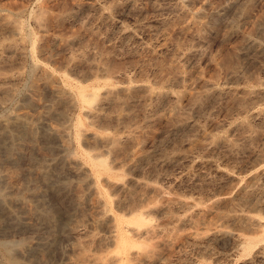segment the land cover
<instances>
[{
	"label": "rangeland",
	"instance_id": "rangeland-1",
	"mask_svg": "<svg viewBox=\"0 0 264 264\" xmlns=\"http://www.w3.org/2000/svg\"><path fill=\"white\" fill-rule=\"evenodd\" d=\"M6 15L26 42L24 55L1 53L0 76L21 74L8 94L0 82V121L41 116L35 140L0 131V243L17 261L117 264L84 162L97 156L110 169L97 183L111 214L150 227L123 230L148 256L132 250L119 264H264V0H0V24ZM32 60L58 76L55 88L98 91L95 115L63 105ZM188 86L202 97L160 120ZM76 123L87 131L78 141ZM92 131L132 134L141 153L124 161L129 143L109 151Z\"/></svg>",
	"mask_w": 264,
	"mask_h": 264
},
{
	"label": "bare ground",
	"instance_id": "bare-ground-1",
	"mask_svg": "<svg viewBox=\"0 0 264 264\" xmlns=\"http://www.w3.org/2000/svg\"><path fill=\"white\" fill-rule=\"evenodd\" d=\"M2 23L0 24V30L2 29V27H6L8 28V30H10L9 32L12 33L13 38L9 39V40H3L0 42V57H1V53L10 49L16 53H21L23 54V49L25 47V42L23 41L24 39L21 37V26L18 25L17 23H15L14 21H12L7 15L3 16L1 18ZM25 54V53H24ZM23 54V55H24ZM27 55H29L30 57H32V50H29V52L27 53ZM1 61V58H0ZM33 61V65L34 67L47 72V76L46 79L44 81L45 86L49 87L50 90L54 93V94H60V96H58L59 100L61 101V103H63V105L68 104V105H78L80 104L83 107L86 108L87 112L89 115L93 116L95 115V111H96V106L98 104L99 101V92L96 90H86L83 88L78 89L77 91H72L70 89H67L65 87L63 88H55L54 87V82L58 79V76L55 73H52L50 71H48V69H46V67H44L43 65L34 62ZM35 68V69H36ZM21 74V73H20ZM20 74L16 73L13 75H6V76H0V82L4 85L3 87V91L7 92V94L10 92V90L12 91V88H10V84L16 80H18L20 78ZM190 81L193 80V77L188 78ZM7 85V86H5ZM109 85V84H108ZM107 85V86H108ZM112 87V85H111ZM110 89L107 87L106 90L107 94H114L115 92L113 91L114 88L112 87ZM190 86L186 87V89L182 92H177L176 93V101L174 102V104L161 116L160 120H165L167 122L170 123V121L173 122V119L175 120L177 117V114L179 113L178 111H180L182 102L184 99L189 98L192 101H194V103H196L200 97H202V94H195L193 93L190 88ZM127 89V88H126ZM106 94V95H107ZM152 96H157L159 94H157L156 92L151 93ZM58 101V102H60ZM84 108V109H85ZM16 117V116H15ZM14 117L13 119V123L10 122L7 123V121L5 123H0L1 125V130L2 134L6 137H11L12 135H14L12 133V131H19L21 132L23 139H27V140H35L36 135H37V131L35 129V120H37V118L41 119V116L38 117V115L35 117L30 116L27 113H20L16 118ZM38 119L37 122L40 120ZM35 123V124H34ZM76 134H75V140L78 141L80 139V137L83 134H87V131H84V129L81 127V125L79 123H76L73 126ZM65 129L60 128V127H56V126H50V133L52 136L57 137V138H61L63 139L64 136H66L65 133ZM86 132V133H85ZM89 136H92L93 138L97 139L99 142L106 144L108 146V150L109 151H113L114 149H116L117 146H120V144L122 145L123 141L129 143V147L125 148V152L124 154H122L124 156V161H131L134 160L136 158L139 157L141 151H140V143L134 138L132 137V134H127L121 138L117 137L114 134H110V133H99V132H90ZM2 137V136H1ZM68 142V141H67ZM65 143V140H64ZM118 149V148H117ZM119 149H121V146L119 147ZM118 149V150H119ZM122 150V149H121ZM123 151V150H122ZM121 153V152H120ZM84 162L86 164H89L91 166V168L93 169L95 175L94 177V184H93V189L96 193V198H95V203L96 205H99L103 208L102 213H103V217L105 222H107V224L110 225L111 228V232H113L112 237L110 238L109 242L110 243H114L118 245V250L113 253L110 257H109V262L111 263H117L119 264L121 262V258L123 255H127L129 254L132 250H135L136 253H138L139 255L143 256V257H147L148 256V252H146L144 249H142L141 247H137V246H133L132 243L130 242L128 236L126 235V233L123 231L125 228H127L128 230H131L135 233H141L143 231H146L147 225L146 222L143 218V216L138 215L135 216L133 218H131L129 221L125 222L122 219L114 216L111 214L110 210L108 209V200L106 199V197L103 196L100 187L98 186V180H99V176L100 175H104V174H108L110 169L108 167V164L106 163V160L98 158L97 156L93 157V156H87L84 159ZM42 172V173H41ZM40 175H41V179L46 181L49 180L50 178H48L50 176V174L48 175V173L45 171H40ZM11 176V175H10ZM2 178V176H0ZM9 176L7 175V177H4L6 180ZM12 178V177H10ZM40 178V177H39ZM9 179V178H8ZM11 180V179H9ZM2 181V179L0 180ZM9 182V181H8ZM138 184L140 186H147L144 183H139ZM122 190H126V185L125 184H121L120 187ZM2 192V191H1ZM0 192V201L2 202V204L4 205L6 202V198L5 195L3 193ZM1 207V206H0ZM2 208H6L5 206ZM23 213L26 216H31L32 212V208L28 205H25L24 209H23ZM5 218L4 219H16L17 215L14 212H10L4 214ZM41 216L43 217V219L45 221H47L49 224L51 223V215H49L48 212H44L41 214ZM2 220V219H1ZM53 226V225H52ZM261 241H264V230H263V234H262V238ZM1 244V243H0ZM8 244V243H7ZM4 243V245H2L4 247L5 250V254L7 257V260L10 264H23L19 261H17V258L15 256L12 255V251L11 248ZM9 245H11L9 243ZM12 246V245H11ZM13 246H15L13 244ZM18 246V245H17ZM20 246V245H19ZM18 246V247H19ZM21 247V246H20ZM19 247L18 251H21L22 248ZM13 249H18V248H13ZM1 250V249H0ZM5 257V256H4ZM91 259V258H90ZM6 260V261H7ZM89 260V259H88ZM43 262V261H41ZM41 264V263H39ZM94 264H106L105 260H95Z\"/></svg>",
	"mask_w": 264,
	"mask_h": 264
}]
</instances>
